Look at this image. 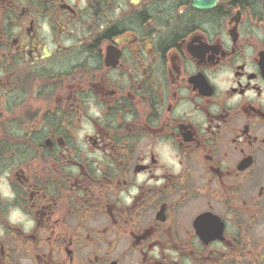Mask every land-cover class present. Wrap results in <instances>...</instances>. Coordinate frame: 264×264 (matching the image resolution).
Segmentation results:
<instances>
[{
    "label": "flooded vegetation",
    "instance_id": "obj_1",
    "mask_svg": "<svg viewBox=\"0 0 264 264\" xmlns=\"http://www.w3.org/2000/svg\"><path fill=\"white\" fill-rule=\"evenodd\" d=\"M0 264H264V0H0Z\"/></svg>",
    "mask_w": 264,
    "mask_h": 264
},
{
    "label": "clouds",
    "instance_id": "obj_2",
    "mask_svg": "<svg viewBox=\"0 0 264 264\" xmlns=\"http://www.w3.org/2000/svg\"><path fill=\"white\" fill-rule=\"evenodd\" d=\"M6 195H10V193H5ZM16 215H17V213H13V215H12V217H11V219H12V221L14 222L15 221V217H16Z\"/></svg>",
    "mask_w": 264,
    "mask_h": 264
}]
</instances>
